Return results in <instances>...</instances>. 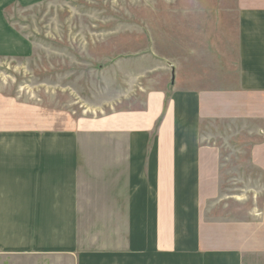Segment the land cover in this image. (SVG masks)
I'll use <instances>...</instances> for the list:
<instances>
[{
	"label": "crops",
	"instance_id": "0c3cea01",
	"mask_svg": "<svg viewBox=\"0 0 264 264\" xmlns=\"http://www.w3.org/2000/svg\"><path fill=\"white\" fill-rule=\"evenodd\" d=\"M262 1L239 6L234 68L230 42L216 48L222 44L223 74L237 73L222 94L229 100H213L214 91L181 90L172 78L168 85L160 67L166 78L144 86L140 107L103 113L94 106V116L85 110L72 118L68 109L43 106L51 91L29 101L0 84V264L248 263L243 243L215 248L216 232L202 227L203 177L213 176L220 159L201 131L205 119L220 120L210 112L222 104L223 119L249 127L252 146L244 160L264 175ZM2 7L0 61L31 57V42L7 25ZM247 219L254 226L239 234L254 241L245 244L258 255L264 201Z\"/></svg>",
	"mask_w": 264,
	"mask_h": 264
},
{
	"label": "rangeland",
	"instance_id": "374dc122",
	"mask_svg": "<svg viewBox=\"0 0 264 264\" xmlns=\"http://www.w3.org/2000/svg\"><path fill=\"white\" fill-rule=\"evenodd\" d=\"M259 1L56 0L21 6L0 0L7 25L22 32L33 47L25 60L0 61V84L8 95L21 90L29 101L51 91L43 106L68 109L72 118L85 110L94 116V106H102L103 113L130 104L140 107L144 86H159V79L166 78L160 67L167 69L168 85L172 78L181 90L214 91L213 100H229L222 94L234 86L237 73L223 74L222 44L216 48L222 40L230 42L234 68L239 6ZM211 106L210 114L220 120L213 124L205 119L201 134L220 162L213 176L203 177L202 227L216 232L215 248L243 243L246 264H264V238L258 239L255 255L245 244L254 241L239 234L240 228L254 226L248 213L264 201V175L244 160L252 146L249 127L243 128L237 118L223 119L222 104Z\"/></svg>",
	"mask_w": 264,
	"mask_h": 264
}]
</instances>
